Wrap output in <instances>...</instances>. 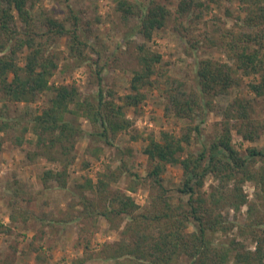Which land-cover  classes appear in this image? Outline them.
<instances>
[{
	"label": "trees",
	"instance_id": "16d2710c",
	"mask_svg": "<svg viewBox=\"0 0 264 264\" xmlns=\"http://www.w3.org/2000/svg\"><path fill=\"white\" fill-rule=\"evenodd\" d=\"M41 1L0 0V93L5 100L0 105V131H17L11 139L18 145L31 132L34 148L27 156L39 155L60 165L57 170L44 171L43 186L54 181L55 186L66 188L68 168L76 160V143L83 130L75 120L66 119L65 113L88 121L92 127L87 133L89 138L113 145L119 132L131 125L127 107L137 110L146 97L143 89L157 86L158 77L165 76L162 55L148 43L155 31L169 24L173 13L157 0H117L114 10L123 21H136L134 28L143 42H134L127 35L125 50L136 66L131 69L128 91L116 95L114 89L102 85L101 74L107 60H103L102 50L81 32L79 16L72 7L68 6L69 14L64 19L42 8L41 29L37 30L33 6ZM222 2L243 6L245 13L237 16L234 26L210 36L204 32L189 33L182 25V18L196 7L207 9L210 3L220 7ZM229 12L226 6V13ZM175 14L174 19L179 20L175 29L190 46L187 54L192 55L198 47H213L226 60H197L195 88L186 86V81L165 77L163 114L185 120L186 125L181 135L161 130L158 137H149L141 149L149 167L144 175L131 172L126 190L147 189L148 202L140 206L126 191L111 185L118 180V173L103 171L95 182L89 177L78 182L67 210H62L57 219L49 218L48 224L64 231L70 222H80L81 227L89 224L88 230L90 224L96 226L98 219L103 218L119 237L104 241L97 257L112 259L116 264H172L181 258L187 264H264V146L239 149L232 140L233 130L243 140H257L264 122L251 115L249 99H234L223 110H217L213 103L216 96L227 94L237 83L239 73L254 76L249 89L255 96H264V0H179ZM62 37H66L68 55L77 63L91 61L90 80L97 84L95 92L81 95L72 83L50 82L60 59L54 45ZM89 51L95 57L89 56ZM21 54L22 65L18 61ZM116 60L112 58V62ZM45 92L50 93L47 101L37 110H26V119L6 116L3 108L7 103L30 102ZM210 112L221 118L214 121V135L204 141L202 125ZM193 139L201 142L195 151L189 149ZM102 146L90 149L89 142L84 150L96 156ZM168 165L180 169L172 192L164 183ZM209 176L215 182L205 190ZM246 182L254 188L253 198L244 189ZM9 185L10 222H27L31 213L23 202L30 197L19 180ZM244 206L246 218L242 224L229 221L223 213L226 208L239 213ZM189 223L194 225L191 231L187 230ZM234 227L237 233L229 235ZM37 231L42 232V227ZM238 234L248 238L254 248L244 245ZM88 248V242H84V251ZM91 256L87 253L78 262Z\"/></svg>",
	"mask_w": 264,
	"mask_h": 264
},
{
	"label": "rangeland",
	"instance_id": "374dc122",
	"mask_svg": "<svg viewBox=\"0 0 264 264\" xmlns=\"http://www.w3.org/2000/svg\"><path fill=\"white\" fill-rule=\"evenodd\" d=\"M147 3L149 0H140ZM164 3L173 13L169 24L153 34L148 45L162 55V64L165 68V76L158 77V84L153 88H144L146 97L144 102L134 110L127 107L126 116L130 119L131 125L125 131L119 132L112 141L113 145H108L98 139L89 138L88 131L92 129L84 117H76L71 113H65V118L76 121L81 125L83 134L76 143V160L68 168V178L66 188L55 186L51 181L47 187L42 184L41 177L44 171L59 169L57 161H48L41 156L29 158L27 152H31L34 146L30 141L34 140L31 132L24 135L25 141L18 145L12 139L17 131H0V264H116L112 259L97 257L98 250L104 241L117 240L119 235L115 230L108 228L106 221L99 218L97 225L87 224L81 227L80 222H70L64 231L52 228L49 218H59L61 211L67 210V204L76 194V184L90 178L96 181L97 174L103 171H115L118 173V180L111 184L117 186L130 194L134 201L140 206L148 202L147 189L137 188L135 191L126 190L129 174L137 172L144 175L149 163L141 153L143 145L151 136L158 137L161 130L170 131L176 135H181L185 130L186 122L173 115L163 114L162 91L165 87L163 81L165 77H172L181 81H186V86H196V61L209 57L217 60H226L216 48L198 47L192 55L187 54V40L176 31L175 25L179 20H175V11L179 0H157ZM117 0H42L35 3L33 12L35 13L37 30L41 29L40 11L42 8L49 9L58 18L64 19L69 14L68 6L72 7L80 19V30L88 37V40L102 50L103 60L107 63L102 70V85L105 88H112L116 95H122L128 91L131 69L136 66L135 60H130V54L125 50V39L128 34L134 42L142 43L143 38L137 32L136 21L130 19L123 21L120 14L114 10ZM226 6L231 11L226 13ZM196 7L192 13L182 18V25L188 29L189 33L204 32L210 36L217 35L219 32L234 26L238 15H243L245 10L237 2H222V6L217 7L210 3L207 9ZM197 15V17H194ZM240 23V22H239ZM238 29V28H237ZM86 37V38H87ZM66 37H62L54 45L59 52V67L50 77L53 84L72 83L81 95H89L95 92L97 84L91 82L92 67L89 59L84 63H77L76 60L68 55ZM264 54V46L262 48ZM23 55L19 56V64H23ZM89 56H94L89 51ZM95 57V56H94ZM117 60L112 62V58ZM237 83L233 85L227 94L216 96L213 103L217 110L228 107L234 99H249L252 104L251 115L257 120L264 122V96H255L250 91L248 83L256 78L252 75L246 76L242 73L237 75ZM50 93H39L30 102H9L3 108L6 116H23L26 110H37L40 105L47 101ZM5 100L0 93V105ZM235 104V103H234ZM2 110V109H1ZM218 113H222L219 111ZM220 115L216 112L208 113L203 122L201 138L206 141L214 135V121L220 120ZM24 121V120H23ZM12 138V139H11ZM29 140V142H28ZM233 143L239 148L247 146H264V128L261 129L260 136L255 141L243 140L234 130L232 131ZM90 142V149L97 145H103L98 155L93 156L85 152V147ZM201 142L193 139L189 149L195 151ZM89 162L88 165H84ZM164 183L170 192L180 178V169L177 166L168 165L164 172ZM19 180L21 185L30 197L23 202L24 207L31 213L27 222H10L9 196L11 194L10 183ZM212 177H207L205 190L210 189L214 184ZM244 189L249 198L254 197V188L250 182L244 184ZM90 194L92 192L90 191ZM246 207L238 213H234L231 208L223 210L228 220L235 224H242L246 218ZM45 214L44 218L41 216ZM237 214V215H236ZM43 222H45L43 224ZM42 227L43 231H37ZM194 225L188 224V231L193 230ZM90 231V232H89ZM236 228H232L229 235L236 234ZM77 235L79 238L77 239ZM219 237V234L217 235ZM237 237L249 246L254 248L248 238L238 234ZM81 239V240H80ZM80 240V242H78ZM84 242H88L89 248L84 251ZM90 253L91 258L78 262L84 255ZM37 256L39 258H37ZM172 264H187L181 258Z\"/></svg>",
	"mask_w": 264,
	"mask_h": 264
}]
</instances>
